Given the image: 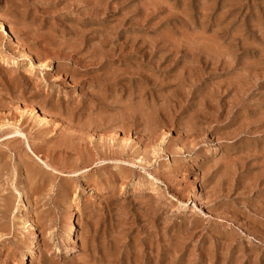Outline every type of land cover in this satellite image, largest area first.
Listing matches in <instances>:
<instances>
[{
	"label": "rangeland",
	"instance_id": "374dc122",
	"mask_svg": "<svg viewBox=\"0 0 264 264\" xmlns=\"http://www.w3.org/2000/svg\"><path fill=\"white\" fill-rule=\"evenodd\" d=\"M0 264H264V0H0Z\"/></svg>",
	"mask_w": 264,
	"mask_h": 264
},
{
	"label": "bare ground",
	"instance_id": "6f19581e",
	"mask_svg": "<svg viewBox=\"0 0 264 264\" xmlns=\"http://www.w3.org/2000/svg\"><path fill=\"white\" fill-rule=\"evenodd\" d=\"M2 26V28L4 27L3 25H1ZM1 28V29H2ZM8 28V27H7ZM4 30H5V32L7 31V29L6 28H4ZM4 32V31H3ZM5 32H4V34H5ZM11 34V33H10ZM5 36V35H4ZM10 36V35H9ZM11 39V38H10ZM13 39V38H12ZM15 41V40H14ZM15 46V45H14ZM13 46V47H14ZM16 48L18 49V48H20V57H22V58H24L23 60L25 61V59H28L29 61H30V71L31 72H33V70H34V63H33V60H32V57L24 50V49H22L21 50V47H20V45H18V44H16ZM17 53V52H16ZM32 54V53H31ZM34 57V56H33ZM21 59V58H20ZM16 64V63H15ZM39 66H41L42 68H47L48 67V65L44 62V61H40L39 60ZM27 106V105H26ZM25 106V107H26ZM26 111H27V113L28 112H30L31 113V115L32 114H34V112H35V109H34V107H32V108H28V107H26V109H25ZM44 110V109H43ZM42 111V110H41ZM56 113V112H55ZM42 114H44V117L42 118V121L43 122H45L46 124H50L52 121L50 120V121H48V119H49V117H48V119H47V116L49 115L50 116V114H47L46 113V111L44 112H42ZM52 114V113H51ZM36 115H38V114H36ZM52 116V115H51ZM35 118V117H34ZM63 119V118H62ZM89 121V120H88ZM95 123V122H94ZM93 123V124H94ZM111 123V122H110ZM45 124V125H46ZM61 124V123H60ZM58 125V124H57ZM107 126V125H106ZM129 142V141H128ZM20 196H21V194H20ZM26 226L28 227V228H30V229H32V230H35V228H34V224H33V222L31 221V220H29V221H27L26 223ZM73 230H74V228L72 227L71 229H70V232L72 233L73 232ZM32 234H33V238L35 237V232L33 233L32 232ZM34 245V244H33ZM37 248V247H36ZM115 252V251H114ZM28 254H29V256H30V258L32 257V259H33V256H34V254H35V250H34V248L33 247H31L29 250H28ZM29 258V259H30Z\"/></svg>",
	"mask_w": 264,
	"mask_h": 264
}]
</instances>
